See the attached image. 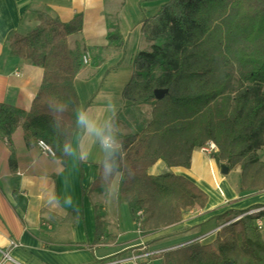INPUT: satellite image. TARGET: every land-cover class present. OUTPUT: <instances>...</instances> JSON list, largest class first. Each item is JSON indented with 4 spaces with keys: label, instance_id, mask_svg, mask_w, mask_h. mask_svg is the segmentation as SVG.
Masks as SVG:
<instances>
[{
    "label": "trees",
    "instance_id": "obj_1",
    "mask_svg": "<svg viewBox=\"0 0 264 264\" xmlns=\"http://www.w3.org/2000/svg\"><path fill=\"white\" fill-rule=\"evenodd\" d=\"M215 16L227 19L230 34L247 31V35L255 37L264 31V0H167L153 16L142 21L141 31L151 44L149 49L139 50L133 56L132 73L122 89V97L131 104L153 105L152 117L139 133L113 135L121 147L111 158L104 153L100 173L88 189L89 193L106 191L119 172L118 193L128 205L134 223L140 226V233L155 230H144V213L149 204L158 201L156 192L162 197L182 194L192 200L201 198L202 207L208 198L183 175L169 171L147 174L146 169L158 159L168 166L187 168L192 150L204 139H211L218 147L216 159L234 165L263 144L260 133L264 119L258 116L264 111V92H261L264 51L246 53L222 44L218 26L211 25ZM82 22L80 13L67 22L40 14V23L28 33L10 31L7 35L10 53L41 66L43 77L27 112L0 103V136H9L23 117L26 136L43 140L63 163L68 156L65 147L70 146L77 128L75 112L79 101L74 78L82 65L80 47L70 48L67 36L80 31ZM107 38L109 45H123L117 33L111 32ZM208 50L215 57L208 55ZM216 58L222 63L229 60L248 63L251 68L240 72V81L250 84L237 93L233 109L228 111L225 100L220 104V119L214 121L204 107L221 95L230 77L224 73L220 82L203 86L210 68L203 63ZM156 88H166L168 92L163 98L155 99ZM179 115H186L184 122L177 120ZM194 119L201 124V131L192 137L189 145L180 144L185 148L175 160L166 153L170 139L191 126ZM106 159L114 165L110 175L104 171ZM263 186L255 188L261 191ZM240 188L242 192L251 189L249 185ZM261 206L264 204L228 209L215 215L216 220L224 221L212 236L167 248L160 253L162 264H264V237L260 232L264 229V208L256 214L247 213ZM139 211L141 218L137 215ZM257 217L263 221L262 229L255 224ZM95 220V241L99 242L103 225L97 212Z\"/></svg>",
    "mask_w": 264,
    "mask_h": 264
},
{
    "label": "crops",
    "instance_id": "obj_2",
    "mask_svg": "<svg viewBox=\"0 0 264 264\" xmlns=\"http://www.w3.org/2000/svg\"><path fill=\"white\" fill-rule=\"evenodd\" d=\"M166 1L0 0V103L24 112L38 91L43 68L11 54L8 33H28L40 23V14L62 22L79 13L83 16L82 29L67 36L70 48L80 47L82 65L74 78L79 101L77 128L66 163L43 153L37 141L26 136L23 117L9 136H0V264H96L137 252L129 248L141 245L142 249L169 240L152 239L154 243L149 245L150 238L161 233H135L130 211V225L121 223V210L129 208L118 193L119 172L106 191L88 192L100 173L105 151L99 140L78 124L79 114L85 113L115 135L139 133L150 121L153 105L131 104L122 97V89L131 76L133 56L151 44L141 31L144 17L153 16ZM111 32L119 35L122 46L108 44ZM214 165V158L195 147L187 168L168 166L158 159L146 169L149 175L165 171L183 175L208 196L198 212L182 219L185 230L176 239H200L221 223L215 215L264 204V193L244 194L219 180ZM96 212L103 225L99 242L95 241ZM121 226L125 230H120ZM128 235L132 237L125 238ZM4 252L9 257H4ZM156 260L160 261L154 258L145 264Z\"/></svg>",
    "mask_w": 264,
    "mask_h": 264
},
{
    "label": "rangeland",
    "instance_id": "obj_3",
    "mask_svg": "<svg viewBox=\"0 0 264 264\" xmlns=\"http://www.w3.org/2000/svg\"><path fill=\"white\" fill-rule=\"evenodd\" d=\"M214 22L211 23L213 26H218L219 33L224 40L222 44H229L234 49H240L245 51L246 53H251L254 50L258 49L261 51H264V31L260 33L257 36H251L247 35V31L241 34H230L228 32V23L227 19L218 18L215 16ZM249 33V32H248ZM207 54L215 55L214 52L208 50ZM215 57V56H214ZM221 60V59H220ZM203 65L206 66V68L210 67L208 70V75L206 78V83H204V87H211L212 85L220 82L223 78V74L227 73L230 77L227 80L226 88L221 93L220 96L217 98H214L210 100L206 106L204 107L205 110L211 113L212 119L214 121H217L220 119L219 114V108L220 104L222 102L224 103L225 100L227 101V109L228 111H231L234 107L235 103V97L237 93L244 88L246 85H249V82H241L240 72L247 71L251 68L250 64L248 63H238L236 61H231L227 63H222V61H218L216 58L215 60H205ZM205 68V67H204ZM261 92H264V85H262ZM228 97V98H227ZM227 98V99H226ZM253 102V99H251V103ZM186 115H179L177 117L178 121H185ZM258 118L264 119V111L261 112L258 116ZM201 125V124H200ZM199 123L197 120H193V123H191V126H189L187 129L177 133L174 135V137H171L170 139V145L168 146V149L166 153L170 155L173 159H177L176 157L178 154L181 153V150L185 147H180V144H187L189 141L192 140V137L199 134V131H201ZM261 138L263 139V144L256 149L255 151H250L246 155H243L241 158L237 160V162L234 165H231L227 160H217L216 157L213 155V158L215 160L216 165H214V171L216 172L219 180L224 179L227 181L228 184H230L234 189L240 190V187L245 188L247 185L251 189L245 190L244 194H262L264 193V189L261 191H257L255 187L257 186H263L264 184V127L260 133ZM211 140V139H204L203 142ZM202 142V144H203ZM201 144V145H202ZM189 145V144H188ZM200 145V146H201ZM225 163L229 171L226 174H222L220 171V164ZM264 187V186H263ZM240 188V189H239ZM156 199L158 201L154 204H149L147 213H144L145 216V224H144V230L150 231L152 228L155 230L151 233L156 234L155 232H159L161 234H156L155 238H150L148 241V244H152L157 241L158 239H169L165 241L164 243H156L152 244L151 246H147L146 248H140V246H136L133 248H129L128 250L136 249V253L141 251H148L153 250L151 252V256L148 258V260L152 261L154 258H159L160 261L156 260L150 264H162V257L160 255L161 250L171 248L172 246L178 245L180 243H183V239L180 238L176 239V236H180L181 233L185 230V226L182 224V219L185 216H188L189 214L198 212L200 208H202V200L195 199L192 200L188 197H185L182 194H174V195H168V196H161L160 193L156 192ZM158 197V198H157ZM125 207V206H123ZM264 207V206H261ZM127 208H124L123 211L121 210L120 213V219L121 223H126L130 225V216H129V210H126ZM256 209V208H252ZM251 210V209H250ZM238 217V216H237ZM235 217V218H237ZM234 218V219H235ZM224 220L220 221L223 223ZM133 222H135V219L133 218ZM220 223V224H221ZM219 224V225H220ZM134 232L139 235L144 234H151L150 232L146 233H140V226H137L136 223H134ZM216 227V229H213L212 231L206 232L204 235L200 237V239H205L207 237L212 236L215 231L219 228ZM130 227V226H129ZM120 230H125L123 226L120 227ZM261 236L264 237V229L261 231ZM152 236V235H149ZM130 238L132 236H125V238ZM124 238V239H125ZM187 238V237H186ZM209 239V238H208ZM207 240V239H206ZM205 241V240H204ZM159 244V245H158ZM157 245V246H156ZM116 256V255H114ZM148 260H144L141 262V264L147 263ZM105 261V260H100Z\"/></svg>",
    "mask_w": 264,
    "mask_h": 264
},
{
    "label": "built area",
    "instance_id": "obj_4",
    "mask_svg": "<svg viewBox=\"0 0 264 264\" xmlns=\"http://www.w3.org/2000/svg\"><path fill=\"white\" fill-rule=\"evenodd\" d=\"M87 62V58L83 57V63ZM37 145L39 146L40 150L45 153V154H50L53 155V151L50 148V146L45 143L43 140L39 139L37 140ZM199 151H201L203 154L207 155L208 157L213 158V155L218 151V147L216 145V143L213 140H207L205 141L201 146H199ZM264 207H259L256 209H251L249 211H247L248 214H256L258 211H260L261 209H263ZM138 217H142V213L141 211H139L137 213ZM240 217V216H238ZM237 217V218H238ZM255 224L257 225V227L259 229H262L263 227V221L261 218L257 217L255 219ZM14 246L17 245V243H13ZM166 249L161 250L164 251ZM4 257H9V253L8 252H4ZM151 256V252L149 251H144L141 253H135L132 252L130 255H128L125 258H118L112 261H99L96 264H119L123 261H129L132 262L133 264H141L142 261L147 260L149 257Z\"/></svg>",
    "mask_w": 264,
    "mask_h": 264
},
{
    "label": "clouds",
    "instance_id": "obj_5",
    "mask_svg": "<svg viewBox=\"0 0 264 264\" xmlns=\"http://www.w3.org/2000/svg\"><path fill=\"white\" fill-rule=\"evenodd\" d=\"M78 124L82 126L89 135L95 136L102 147V149L106 152L107 156L111 158L116 151L121 147L114 138V136L109 132H105V130L98 126L97 123L91 120L85 113H80L78 116ZM110 128V126H109ZM65 151L71 154L70 146L65 147ZM114 165L109 162V159H106L104 162V171L106 175H110L113 171ZM70 203L71 201H66ZM2 246V245H0Z\"/></svg>",
    "mask_w": 264,
    "mask_h": 264
},
{
    "label": "water",
    "instance_id": "obj_6",
    "mask_svg": "<svg viewBox=\"0 0 264 264\" xmlns=\"http://www.w3.org/2000/svg\"><path fill=\"white\" fill-rule=\"evenodd\" d=\"M167 92H168V89H166V88H156L153 91L155 99L163 98L165 96V94H167ZM220 171L222 174H226V173H228L229 168L225 163H221L220 164Z\"/></svg>",
    "mask_w": 264,
    "mask_h": 264
},
{
    "label": "bare ground",
    "instance_id": "obj_7",
    "mask_svg": "<svg viewBox=\"0 0 264 264\" xmlns=\"http://www.w3.org/2000/svg\"><path fill=\"white\" fill-rule=\"evenodd\" d=\"M222 189V188H221ZM224 193L223 189H222V194Z\"/></svg>",
    "mask_w": 264,
    "mask_h": 264
}]
</instances>
